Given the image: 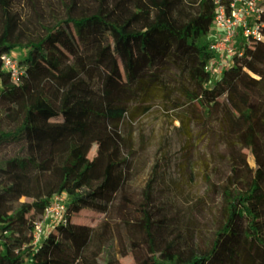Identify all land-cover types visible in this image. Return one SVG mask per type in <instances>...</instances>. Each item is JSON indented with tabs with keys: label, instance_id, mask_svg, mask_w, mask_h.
<instances>
[{
	"label": "trees",
	"instance_id": "16d2710c",
	"mask_svg": "<svg viewBox=\"0 0 264 264\" xmlns=\"http://www.w3.org/2000/svg\"><path fill=\"white\" fill-rule=\"evenodd\" d=\"M217 1L229 0H198L195 10L180 0H99L91 8L62 0L60 14L36 0H0V264H103V234L93 241V228L123 191L136 153L122 127L175 88L192 120L212 122L228 173L209 239L199 238L189 256L168 246L134 264H264V39L241 45L213 78L209 43L199 39ZM16 49L24 51L19 81L1 59ZM32 117L57 124L59 139L55 146L44 137L34 155ZM64 191V221L34 243L37 222ZM136 218L151 224L145 204Z\"/></svg>",
	"mask_w": 264,
	"mask_h": 264
},
{
	"label": "rangeland",
	"instance_id": "374dc122",
	"mask_svg": "<svg viewBox=\"0 0 264 264\" xmlns=\"http://www.w3.org/2000/svg\"><path fill=\"white\" fill-rule=\"evenodd\" d=\"M36 1L38 6L47 9L53 5L64 14L62 0ZM180 2L186 10H195L198 0ZM97 4L99 0H77L79 7L91 8ZM26 24L29 30L36 28L34 21ZM218 36L211 27L199 41L210 43ZM14 53L20 55L24 51L16 49ZM228 62L221 64V69L231 63ZM212 77L217 78V72ZM169 86L172 88L174 84ZM186 100L179 89L170 90L153 98L147 112L122 127L123 134L132 133L136 153L131 157V173L123 191L116 195L107 214L93 228V241L98 240V233L103 234L105 251L100 255L105 256L103 264H134L138 258L151 255L153 249L162 251L168 246L189 256L196 250L199 238L209 239V229L213 227L210 210L218 208L221 202L219 183L228 173V164L223 143L209 131L212 122L192 120ZM57 126L32 117L28 123L29 153L36 154L46 136L54 137L56 146ZM62 195L66 202L68 192ZM142 204L150 214L148 227L137 224L136 216ZM50 220L43 222V230L52 225Z\"/></svg>",
	"mask_w": 264,
	"mask_h": 264
},
{
	"label": "built area",
	"instance_id": "2783aa9c",
	"mask_svg": "<svg viewBox=\"0 0 264 264\" xmlns=\"http://www.w3.org/2000/svg\"><path fill=\"white\" fill-rule=\"evenodd\" d=\"M261 2L262 0H229L225 3L217 1L211 27L219 36L209 43V50L212 55L205 66V69L211 74L217 72L219 76L223 71L221 64L231 62L235 54H242L241 45L251 38L264 39ZM1 59L3 68L11 74L13 80L19 81L25 77L24 67L20 64L14 51L4 53ZM62 196V194H57L52 197L43 218L37 222L34 230V243L42 238L47 228L60 220L64 221L63 214L66 210V202ZM48 218L51 219L48 222L52 225L43 230V222Z\"/></svg>",
	"mask_w": 264,
	"mask_h": 264
}]
</instances>
